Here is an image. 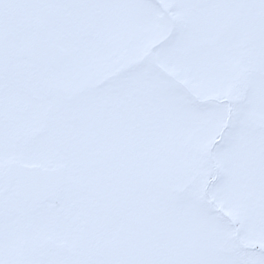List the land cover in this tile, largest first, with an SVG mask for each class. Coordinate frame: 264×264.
<instances>
[{
    "label": "snow or ice",
    "instance_id": "snow-or-ice-1",
    "mask_svg": "<svg viewBox=\"0 0 264 264\" xmlns=\"http://www.w3.org/2000/svg\"><path fill=\"white\" fill-rule=\"evenodd\" d=\"M0 264H264V0H0Z\"/></svg>",
    "mask_w": 264,
    "mask_h": 264
}]
</instances>
